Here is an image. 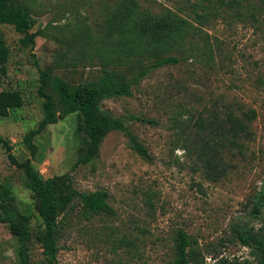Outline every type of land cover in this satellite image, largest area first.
Segmentation results:
<instances>
[{"label": "rangeland", "instance_id": "obj_1", "mask_svg": "<svg viewBox=\"0 0 264 264\" xmlns=\"http://www.w3.org/2000/svg\"><path fill=\"white\" fill-rule=\"evenodd\" d=\"M137 1L140 10L171 11L187 21L185 34L168 53L179 63L149 70L132 86L130 96L102 104L125 118L149 158L132 148L124 131L114 130L93 162L75 166L80 147L76 114L35 137V157L22 138L43 118L41 69L74 84L101 77L104 59L79 53L74 41L80 29L102 35L119 0H29L36 20L33 30H41L33 50L22 46V34L13 26H1L10 57L0 89L19 90L23 106L0 117V132L11 140L17 160L31 158L43 177L70 173L80 191L103 188L110 193L113 215L86 214L80 203L69 211L58 264H170L180 227L202 246L206 262L200 264L213 263L218 254L249 257L247 247L228 238L236 222L260 226L250 219L248 199L264 182V9L258 0ZM151 62L150 54L137 51L116 67L132 80L141 65L148 68ZM232 107L256 111L254 141L249 154L236 158L227 175L214 182L206 178L190 137L194 132L208 136L214 117ZM0 181L11 183L36 227L37 195L27 189L23 171L1 144ZM17 246L9 227L0 222V264L17 263ZM42 252L33 239L31 260L44 264Z\"/></svg>", "mask_w": 264, "mask_h": 264}, {"label": "trees", "instance_id": "obj_2", "mask_svg": "<svg viewBox=\"0 0 264 264\" xmlns=\"http://www.w3.org/2000/svg\"><path fill=\"white\" fill-rule=\"evenodd\" d=\"M264 9V0H258ZM187 21L181 16L167 11L161 14L151 10H140L137 0H119L115 11L106 20L102 35L80 29L79 53L93 52L104 59L102 75L97 80L71 83L49 69H41L38 94L42 97L43 118L38 126L29 130L23 141L35 157L39 146L35 137L48 125L58 123L66 116L76 114V135L80 137L79 155L75 166L93 162L99 155L107 135L114 130H122L130 138L132 148L144 158H149L147 148L125 123L123 116H115L103 108L107 99L130 96L132 86L151 69L179 63L178 58L168 53L175 48L186 32ZM2 25H11L22 34L20 43L33 50L41 33L34 31L36 20L29 0H0V75L8 73L10 47L2 30ZM140 51L150 54L152 61L148 68L139 67V73L129 80L126 73L119 71L130 59V53ZM119 72H117V70ZM142 69V70H141ZM23 106L19 90L0 89V117L10 115L12 108ZM257 114L254 109L236 111L234 107L223 116L211 121L208 136L192 134V144L203 162L206 178L217 182L227 175L229 166L238 157L245 158L254 141L253 122ZM0 144L7 150L8 157L24 173V184L37 195L39 201L38 221L33 227V214L21 208L13 186L8 181H0V222L6 224L18 242L16 264H38L31 260L30 244L36 239L44 255V264H58L60 238L64 233L65 219L70 210L80 203L89 215H113L110 193L106 189L80 191L74 185L70 173L58 174L50 178L42 176L32 159L18 161L13 153L11 140L0 132ZM190 150L189 147H187ZM250 219L254 222L231 224L228 241L237 242L249 249V257L214 256L211 264H264V182L254 190L248 199ZM35 229V230H34ZM206 262L205 252L199 241L184 228L176 229L173 238V252L170 264H200Z\"/></svg>", "mask_w": 264, "mask_h": 264}]
</instances>
